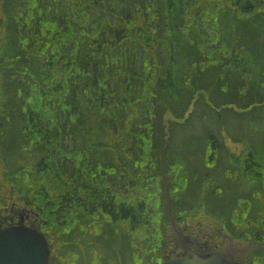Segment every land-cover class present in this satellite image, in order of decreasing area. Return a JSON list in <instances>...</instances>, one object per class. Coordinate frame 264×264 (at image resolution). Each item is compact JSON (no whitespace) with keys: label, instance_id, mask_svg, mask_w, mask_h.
Instances as JSON below:
<instances>
[{"label":"trees","instance_id":"obj_1","mask_svg":"<svg viewBox=\"0 0 264 264\" xmlns=\"http://www.w3.org/2000/svg\"><path fill=\"white\" fill-rule=\"evenodd\" d=\"M0 2V208L50 264H163L162 171L178 226L264 264V0Z\"/></svg>","mask_w":264,"mask_h":264},{"label":"water","instance_id":"obj_2","mask_svg":"<svg viewBox=\"0 0 264 264\" xmlns=\"http://www.w3.org/2000/svg\"><path fill=\"white\" fill-rule=\"evenodd\" d=\"M162 181L165 184V196L167 212L172 229L176 225L171 214V202L168 194V182L162 171ZM186 240V239H185ZM261 247L258 242H251L236 248L235 254H245L253 246ZM51 250L45 236L32 226H26L23 222L6 228H0V264H49ZM163 264H234L221 256L197 257L191 255L188 258L168 260Z\"/></svg>","mask_w":264,"mask_h":264},{"label":"flooded vegetation","instance_id":"obj_3","mask_svg":"<svg viewBox=\"0 0 264 264\" xmlns=\"http://www.w3.org/2000/svg\"><path fill=\"white\" fill-rule=\"evenodd\" d=\"M9 208H10V206L4 207V208H0V212H3L4 216L6 214V216L3 217L4 221H6L4 227H7L8 225H11V224L12 225L15 224V222L18 221L20 218L25 222V225H27V226H30V224H32L33 220H35V224H37V221H36L37 220V216H36V214L32 213L31 211H29V210L24 211L23 210L21 213L17 212V213H14V214L10 215V214H8ZM19 215H22V216H19ZM0 223H2V221H0ZM178 227H181V226H178ZM186 232L188 234L191 231H186ZM187 234L183 232L182 238H184L183 236H185ZM193 234H194V237H196L198 235L197 233L195 234L194 232H192L189 235H193ZM201 236H202L201 238L205 239L204 241L207 243V246L204 247L203 245H201L199 247L196 244L197 247H195V249H193V248H189L188 250L184 249V252H182L181 254L178 251L176 252V246H178L180 248L183 247L184 241L183 240L180 241V239H178V236H176V241H175V236H174V240H173V243H172V248L169 250L168 255L165 257L166 260H168V256H170V259H177V258H183V257H190L191 255L195 254V256L196 255L197 256H205V255L221 256L224 259H226L228 262H234V260H235V262H239V260L240 261H244V260H241L240 258H245V255L247 253H245V254H235L233 251L236 248L223 247L224 246L223 245L224 244V240L223 239L217 240L215 238V236L214 237L208 236L207 238H205L206 235H204V234H201ZM174 241H175V243H174ZM233 241H235V240H233ZM239 243L240 242L237 241V245L238 246L240 245ZM198 249L205 250V252H202V251L200 252V251H198Z\"/></svg>","mask_w":264,"mask_h":264},{"label":"rangeland","instance_id":"obj_4","mask_svg":"<svg viewBox=\"0 0 264 264\" xmlns=\"http://www.w3.org/2000/svg\"><path fill=\"white\" fill-rule=\"evenodd\" d=\"M234 125V124H233ZM235 126V125H234ZM187 132H186V136H185V138L187 139V135L188 134H197V132H198V129H195V132H191L190 133V131H188V130H186ZM181 137H182V135H181V133H177V138H176V144H175V147H177V146H180V145H182L183 144V139H182V141H181ZM68 142V140L66 141V143ZM188 142L190 143L191 141L188 139ZM226 146L230 149V151L232 152V153H235V154H239V152L241 151V147L240 146H238V145H235V144H233V143H231L229 140H227L226 141ZM0 172H1V169H0ZM1 182V181H0ZM10 206V208H9V210H8V214H14V213H21L23 210L24 211H26L25 209H22V208H20V207H17V206H15V205H9ZM8 207V206H7ZM16 211V212H15ZM9 215V216H10ZM18 215V214H17ZM5 216H6V214H5ZM4 216V213L3 212H0V221H2V223H0V228H2V227H4L5 226V222L6 221H4V218L3 217H5ZM19 216H22V215H19ZM11 217V216H10ZM18 219V218H17ZM37 221V220H36ZM209 220L208 219H204L203 221H202V224H201V227H199V228H192L190 225L188 226V228H189V230L186 228H184V227H178V225L175 223V225H176V227H175V229L179 232V234H177L173 229H172V231H173V237H172V240H174V236H175V241H176V236H178V239H180V241H184V245H183V247H178V246H176V252L178 251L180 254L182 253V252H184V249H189V248H193V249H195V247H197L196 246V244L200 247L201 245H203L204 247L205 246H207V243L204 241L205 239L204 238H201L202 236H201V234H204V235H206L205 236V238H207L208 236H210V232L213 230V226H211L210 225V223L208 222ZM19 222H23V223H25L21 218L18 220V221H16L15 222V224H17V223H19ZM4 224V225H3ZM12 225V224H11ZM32 227H34V228H36V229H38V227H37V224H35V220H33L32 221V224H30ZM191 231L190 233H188L187 234V232L186 231ZM183 232L184 233H186L187 235H185V236H183L184 238H182V234H183ZM192 232H194L195 234L197 233L198 235L196 236V237H194V234L193 235H189V234H191ZM224 237V246L223 247H233V248H237V247H242V246H244V245H246V244H243V243H239L240 245L238 246L237 245V241H233L232 240V238H230V237H225V236H223ZM186 239V240H185ZM221 240V239H220ZM175 241H174V243H175ZM253 250V248H251V250L248 252V253H250L251 251ZM198 251H202V252H205V250H200V249H198ZM248 253L245 255V258H240L241 260H245L246 258H247V256H248ZM193 255H195V254H193ZM197 256V255H196ZM208 256H210V255H205V256H197V257H201V258H204V257H208ZM242 262L243 261H240L239 260V262H235V260H234V264H242Z\"/></svg>","mask_w":264,"mask_h":264},{"label":"bare ground","instance_id":"obj_5","mask_svg":"<svg viewBox=\"0 0 264 264\" xmlns=\"http://www.w3.org/2000/svg\"><path fill=\"white\" fill-rule=\"evenodd\" d=\"M0 4H1V2H0Z\"/></svg>","mask_w":264,"mask_h":264}]
</instances>
